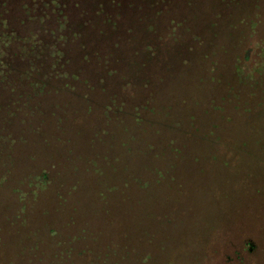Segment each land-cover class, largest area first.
Listing matches in <instances>:
<instances>
[{
  "label": "trees",
  "instance_id": "obj_1",
  "mask_svg": "<svg viewBox=\"0 0 264 264\" xmlns=\"http://www.w3.org/2000/svg\"><path fill=\"white\" fill-rule=\"evenodd\" d=\"M262 120L264 0H0V264H155Z\"/></svg>",
  "mask_w": 264,
  "mask_h": 264
},
{
  "label": "rangeland",
  "instance_id": "obj_2",
  "mask_svg": "<svg viewBox=\"0 0 264 264\" xmlns=\"http://www.w3.org/2000/svg\"><path fill=\"white\" fill-rule=\"evenodd\" d=\"M261 131L264 120L253 133ZM233 156L226 168L205 165L208 176L197 178L182 199V226L156 237L166 248L154 249L153 263L264 264V145L253 143Z\"/></svg>",
  "mask_w": 264,
  "mask_h": 264
}]
</instances>
